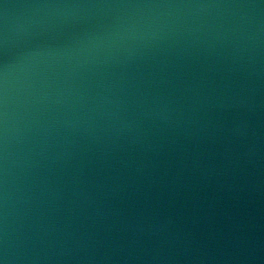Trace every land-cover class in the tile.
<instances>
[{
  "label": "water",
  "instance_id": "1",
  "mask_svg": "<svg viewBox=\"0 0 264 264\" xmlns=\"http://www.w3.org/2000/svg\"><path fill=\"white\" fill-rule=\"evenodd\" d=\"M3 264H264V0H0Z\"/></svg>",
  "mask_w": 264,
  "mask_h": 264
},
{
  "label": "snow or ice",
  "instance_id": "2",
  "mask_svg": "<svg viewBox=\"0 0 264 264\" xmlns=\"http://www.w3.org/2000/svg\"><path fill=\"white\" fill-rule=\"evenodd\" d=\"M0 264H3V262H2V261H0Z\"/></svg>",
  "mask_w": 264,
  "mask_h": 264
}]
</instances>
